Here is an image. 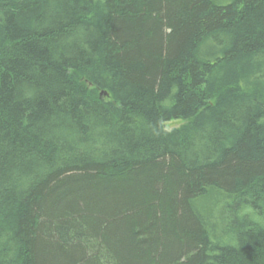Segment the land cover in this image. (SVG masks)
I'll use <instances>...</instances> for the list:
<instances>
[{
	"label": "trees",
	"instance_id": "obj_1",
	"mask_svg": "<svg viewBox=\"0 0 264 264\" xmlns=\"http://www.w3.org/2000/svg\"><path fill=\"white\" fill-rule=\"evenodd\" d=\"M0 264H264V0H0Z\"/></svg>",
	"mask_w": 264,
	"mask_h": 264
},
{
	"label": "rangeland",
	"instance_id": "obj_2",
	"mask_svg": "<svg viewBox=\"0 0 264 264\" xmlns=\"http://www.w3.org/2000/svg\"><path fill=\"white\" fill-rule=\"evenodd\" d=\"M216 1L219 3H228L232 0H216ZM182 123H183V121L181 119L171 120V121L166 123V126H167V128L171 129V128L180 126Z\"/></svg>",
	"mask_w": 264,
	"mask_h": 264
}]
</instances>
